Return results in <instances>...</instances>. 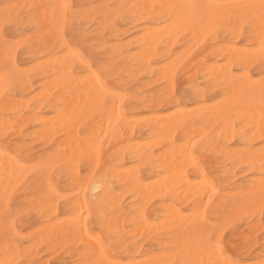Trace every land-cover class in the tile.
<instances>
[{
  "label": "bare ground",
  "instance_id": "obj_1",
  "mask_svg": "<svg viewBox=\"0 0 264 264\" xmlns=\"http://www.w3.org/2000/svg\"><path fill=\"white\" fill-rule=\"evenodd\" d=\"M262 4L0 0V264H264Z\"/></svg>",
  "mask_w": 264,
  "mask_h": 264
},
{
  "label": "snow or ice",
  "instance_id": "obj_2",
  "mask_svg": "<svg viewBox=\"0 0 264 264\" xmlns=\"http://www.w3.org/2000/svg\"><path fill=\"white\" fill-rule=\"evenodd\" d=\"M13 7H15V6L14 5L6 6V9H5V15L6 16L8 14V9L13 8ZM261 9H262L261 20H262V23H264V4L261 5ZM261 43H262V46H264V40H262ZM260 88L262 91H264V80L260 81ZM208 245L211 248L212 252L217 254L219 257V259H217L215 261H210V264H243V262H241L239 260H234V259L226 257L225 249L221 248L218 244L213 245V241H212L211 237L209 238ZM97 264H111V261H109L105 257L103 260L98 261ZM188 264H192V262H188ZM201 264H203V262H201Z\"/></svg>",
  "mask_w": 264,
  "mask_h": 264
},
{
  "label": "rangeland",
  "instance_id": "obj_3",
  "mask_svg": "<svg viewBox=\"0 0 264 264\" xmlns=\"http://www.w3.org/2000/svg\"><path fill=\"white\" fill-rule=\"evenodd\" d=\"M68 1H69L70 4H74V0H68ZM228 233H229V230H226V231L224 232V236H223V239H222V242H221V245H222V246H224V244H225V240H226V238H227ZM223 243H224V244H223Z\"/></svg>",
  "mask_w": 264,
  "mask_h": 264
}]
</instances>
